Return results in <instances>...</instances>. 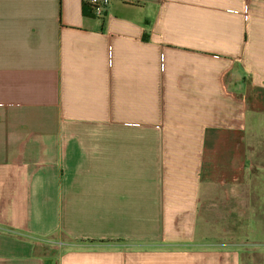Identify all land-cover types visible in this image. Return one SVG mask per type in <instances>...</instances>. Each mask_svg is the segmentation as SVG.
Instances as JSON below:
<instances>
[{"label": "crops", "instance_id": "obj_1", "mask_svg": "<svg viewBox=\"0 0 264 264\" xmlns=\"http://www.w3.org/2000/svg\"><path fill=\"white\" fill-rule=\"evenodd\" d=\"M83 6L0 0V264H252L200 242L264 158V0Z\"/></svg>", "mask_w": 264, "mask_h": 264}, {"label": "rangeland", "instance_id": "obj_2", "mask_svg": "<svg viewBox=\"0 0 264 264\" xmlns=\"http://www.w3.org/2000/svg\"><path fill=\"white\" fill-rule=\"evenodd\" d=\"M261 120L259 134H264V119ZM253 167L259 172L252 175L248 169L239 190H229V198L216 191L205 208L208 238L200 243L214 249L236 246L243 252L244 262L264 264V158H253Z\"/></svg>", "mask_w": 264, "mask_h": 264}, {"label": "built area", "instance_id": "obj_3", "mask_svg": "<svg viewBox=\"0 0 264 264\" xmlns=\"http://www.w3.org/2000/svg\"><path fill=\"white\" fill-rule=\"evenodd\" d=\"M111 0H89V2L94 6V14L96 16H103L110 5Z\"/></svg>", "mask_w": 264, "mask_h": 264}, {"label": "trees", "instance_id": "obj_4", "mask_svg": "<svg viewBox=\"0 0 264 264\" xmlns=\"http://www.w3.org/2000/svg\"><path fill=\"white\" fill-rule=\"evenodd\" d=\"M84 14L86 15H95L94 14V6L89 2V0H84V6H83Z\"/></svg>", "mask_w": 264, "mask_h": 264}]
</instances>
